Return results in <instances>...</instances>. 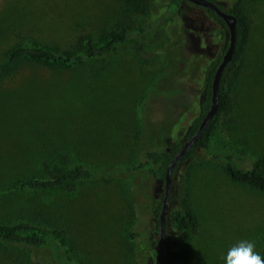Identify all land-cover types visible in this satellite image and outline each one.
I'll list each match as a JSON object with an SVG mask.
<instances>
[{"label":"rangeland","instance_id":"1","mask_svg":"<svg viewBox=\"0 0 264 264\" xmlns=\"http://www.w3.org/2000/svg\"><path fill=\"white\" fill-rule=\"evenodd\" d=\"M169 1L153 0L151 12L143 13L129 0H0V63L17 43L67 48L81 34L97 39L118 26L132 31L163 20L110 55L87 62L88 77L70 79L69 73L23 62L1 78L0 164L9 158L14 175L39 172L31 165L52 150L68 153L73 162L117 170L142 160L154 139L158 149L183 144L198 117L206 70L229 32L198 5L166 15ZM216 2L228 10L235 0ZM245 11L252 34L231 92L233 106L221 115L207 145L179 163L172 178L167 235L171 249L184 252L185 264H223L224 252L241 239L253 241L264 257V192L224 170L226 155L244 168L264 155V0H246ZM164 126L170 134L154 136ZM116 170L74 189L6 195L14 207L0 203V221L22 217L63 229L83 264H160L155 207L164 187L147 170ZM185 200L200 221L196 232H179L172 222L173 210ZM134 232L144 246L141 258L133 251ZM46 253L37 252L42 259ZM29 255L0 244V264H28Z\"/></svg>","mask_w":264,"mask_h":264},{"label":"trees","instance_id":"2","mask_svg":"<svg viewBox=\"0 0 264 264\" xmlns=\"http://www.w3.org/2000/svg\"><path fill=\"white\" fill-rule=\"evenodd\" d=\"M152 1L153 0H129V3L136 12L142 10V12L145 13L148 11L151 12L152 9L150 4H152ZM212 1L216 2V0ZM245 2L246 0H235L233 6L227 10L233 13L237 18L236 47L234 55L221 79L218 111L209 121L201 137L193 144L179 163L191 160L198 149L207 145L221 115L228 113L233 106L231 92L244 67L245 55L252 34V20L245 11ZM190 4L195 5L188 0H170L166 15H169L173 11L183 13L185 7ZM217 4L225 9L222 4ZM205 9L228 31L223 19L210 9ZM162 21L163 20L159 19L155 22L143 23L132 31H127L125 26H118L110 30H105L97 39L92 38L88 34H81L78 36L76 43L67 48H58L38 42L33 44L17 43L7 50L6 60L0 63V79L14 74L23 62L48 66L56 69V72L60 73H69L70 79L74 78L72 74L78 75V78L88 77L91 74H89V71L86 69L85 65L87 62L97 61L110 55L119 45L125 43L131 37L141 35L163 24ZM228 45L229 38L215 61L212 62L206 70L201 99L198 106V117L187 129L185 140L197 131L201 120L210 107L214 73ZM164 52H166L165 49ZM167 52L165 55L169 59L171 57V52L170 54ZM185 72H188L187 67ZM150 88L146 97L156 90V85L154 84ZM163 128L164 130L162 132L155 130V132H153L154 136H167L170 134L171 129L168 126H164ZM144 140L148 142L151 138L147 140L144 137ZM153 141L149 143V145H152L149 147L147 146V149L144 151L145 154L142 160L137 161L135 164L125 169L118 168L117 170L114 168H106V170L97 166L91 167L84 162H73L68 153L64 151L54 152L51 150L44 160L40 161V159L37 158L34 163L36 165H31L35 166L39 172H35V169H32L30 173L26 172L21 175H14L12 174L14 164L11 165L12 162H9V158H7L8 162L5 160L3 164H0V187L2 188H0V203L7 205L8 208L14 207L10 202H7V199H5L6 195L16 197L36 191L74 189L80 182L97 178L108 179L112 177L115 170H147L152 173L157 182L164 187L167 166L182 144L181 142H175L164 149H158L154 148L157 144L153 145ZM142 146L143 145H141V147ZM33 160V158L30 159V161ZM45 170H47L49 174L40 173ZM176 170L177 166L172 172V178ZM224 170L232 180L252 186L264 192V155L255 158L250 166L246 168L238 166L232 155H226ZM3 198L6 202L2 200ZM160 208L161 202L155 207L157 217H159ZM8 210L12 211V209ZM172 222L179 232H196L200 227L198 216L190 206L188 200H185L180 207L173 210ZM158 229L159 226L157 227V231ZM131 235L133 239L136 240V244H134L135 242L133 243L134 254L136 257L139 256L141 258L144 252L140 251V247L143 245L138 240V233L134 232L131 233ZM168 241L169 250L167 264H185L187 260L184 252L173 251L171 249V242L169 239ZM0 244L18 246L29 251L28 264H44V260L47 259V257L51 260V264H83L73 254L72 247L63 229L37 223L28 218L17 217L13 221H0ZM40 250H47L48 256L46 253L43 255L44 258L42 259V256L37 254ZM159 251L161 253L160 247ZM161 256L162 254H160L159 257L161 258Z\"/></svg>","mask_w":264,"mask_h":264},{"label":"water","instance_id":"3","mask_svg":"<svg viewBox=\"0 0 264 264\" xmlns=\"http://www.w3.org/2000/svg\"><path fill=\"white\" fill-rule=\"evenodd\" d=\"M195 5L201 6L203 8L210 9L217 16H219L226 23L229 32V45L224 53L213 77L212 81V97L211 104L206 114L204 115L197 131L190 136L185 142L180 146L177 153L174 155L172 160L167 166L165 182H164V196L161 202V208L158 217V233H159V247L161 250V261L160 264H167L168 260V250L169 241L167 237V214L169 207V198L172 187V172L178 163L182 160L188 150L193 146V144L201 137L202 133L206 129L209 121L216 115L219 107L220 100V86L223 73L230 63L236 47V25L237 18L233 13L228 12L226 9L220 7L216 2L212 0H188Z\"/></svg>","mask_w":264,"mask_h":264},{"label":"clouds","instance_id":"4","mask_svg":"<svg viewBox=\"0 0 264 264\" xmlns=\"http://www.w3.org/2000/svg\"><path fill=\"white\" fill-rule=\"evenodd\" d=\"M255 248L253 241L241 239L224 252L223 264H264V257Z\"/></svg>","mask_w":264,"mask_h":264}]
</instances>
